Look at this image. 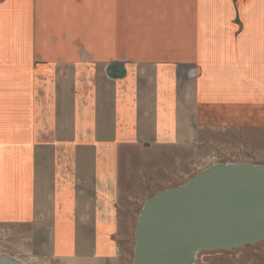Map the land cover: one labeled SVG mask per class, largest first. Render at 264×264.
<instances>
[{"label": "crops", "instance_id": "1", "mask_svg": "<svg viewBox=\"0 0 264 264\" xmlns=\"http://www.w3.org/2000/svg\"><path fill=\"white\" fill-rule=\"evenodd\" d=\"M0 90V228L112 259L162 171L264 161V0H1Z\"/></svg>", "mask_w": 264, "mask_h": 264}, {"label": "water", "instance_id": "2", "mask_svg": "<svg viewBox=\"0 0 264 264\" xmlns=\"http://www.w3.org/2000/svg\"><path fill=\"white\" fill-rule=\"evenodd\" d=\"M264 240V163L218 162L156 192L135 225L133 264H195L201 250ZM0 264H27L8 254Z\"/></svg>", "mask_w": 264, "mask_h": 264}, {"label": "rangeland", "instance_id": "3", "mask_svg": "<svg viewBox=\"0 0 264 264\" xmlns=\"http://www.w3.org/2000/svg\"><path fill=\"white\" fill-rule=\"evenodd\" d=\"M8 95L11 96V98H13L12 97L13 94L11 92H8L6 90H0V113L3 112L4 108L7 106V102L4 100L8 97ZM256 126L257 125L251 126V128ZM254 156L256 157V159L258 158L257 155ZM259 158H263V156H259ZM227 159H231L232 162L244 161V159H240V158L238 159V157H232V155H227V154L223 156L206 155V156H202V159L189 161L186 166L190 167L193 164H201L203 166L202 168H204L205 166L207 168L208 166H210L211 163L213 164L214 161L229 162L227 161ZM254 161L250 160L249 162L264 163L263 160H259L255 162ZM143 170L149 179L148 183H151L150 175L154 173V170H157L154 169V164L148 167H143ZM195 173H199V171ZM169 177L170 178L174 177V175L170 174L169 171H162L158 177L157 176L154 177L155 179L157 178V180L155 181V184L152 186V188H148L150 190L147 196L148 195L152 196L155 194L154 193L155 191L158 192L160 190H163V188L166 189L167 187L168 188L172 187L176 183H178L172 181L169 182V180H165ZM168 184H170L171 186ZM134 190L135 191L139 190L140 192L142 190V186L135 185ZM144 201L137 204L138 207L136 210H134L135 209L134 208L130 212V216H129L130 218L128 217L126 219H123V224H124L123 233L115 236L114 239L116 243L115 250L117 246L118 248L115 257H113L112 259L110 258L109 259L106 258L65 259V258H57L50 256L46 257L35 251V249L31 246V243H28L27 241L29 238H27L25 242L23 238H18L17 235L15 234L5 235V233L2 231L1 228H0V252L15 256L27 264H133L134 244H135L134 229H135L136 220L139 216V212L142 208ZM127 206H129V204H127ZM126 214L129 215V212H127ZM45 250L48 251V247H46ZM195 264H264V240L255 245H246L233 250L200 251L197 254Z\"/></svg>", "mask_w": 264, "mask_h": 264}, {"label": "bare ground", "instance_id": "4", "mask_svg": "<svg viewBox=\"0 0 264 264\" xmlns=\"http://www.w3.org/2000/svg\"><path fill=\"white\" fill-rule=\"evenodd\" d=\"M215 163H218V162H215ZM238 163H239V162H238ZM211 165H212V164H211ZM208 167H209V166H208ZM201 171H202V170H201ZM195 175H196V174H195ZM189 179H190V178H189ZM182 184H183V183H182ZM179 185H180V184H179ZM172 187H174V186H172ZM169 188H171V187H169ZM166 189H168V188H166ZM163 190H164V189H163ZM160 191H161V190H160ZM147 199H148V198H147ZM147 199H146V200H147ZM146 200H145V201H146ZM145 201H144V203H145ZM144 203H143V205H144ZM143 205H142V207H143ZM141 209H142V208H141ZM140 211H141V210H140ZM136 221H137V220H136ZM135 225H136V224H135ZM134 238H135V229H134ZM201 251H203V250H201ZM205 251H207V250H205ZM198 253H199V252H198ZM198 253H197V254H198ZM1 254H5V253H1V252H0V255H1ZM6 254H7V253H6ZM8 255H9V254H8ZM196 257H197V255H196ZM195 261H196V260H195Z\"/></svg>", "mask_w": 264, "mask_h": 264}]
</instances>
